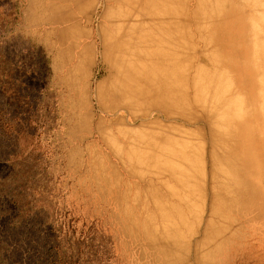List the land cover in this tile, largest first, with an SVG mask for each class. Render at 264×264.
Returning a JSON list of instances; mask_svg holds the SVG:
<instances>
[{"label":"rangeland","instance_id":"rangeland-1","mask_svg":"<svg viewBox=\"0 0 264 264\" xmlns=\"http://www.w3.org/2000/svg\"><path fill=\"white\" fill-rule=\"evenodd\" d=\"M216 1L229 21L242 77L254 78L257 70L238 54L244 47L238 29L244 19L257 22L252 6ZM31 2L0 0V264H27L47 241L58 243L66 264H264V201H254L264 196L263 180L258 177L261 189L247 201L234 192V180L212 175L217 135L205 112L192 105L193 79L199 84L214 69L203 43L186 35L174 82L159 92L153 83L130 108L105 96L109 72L98 33L109 7L103 1H39L42 17L34 25ZM181 3L178 18L192 20L199 8L208 21V0H175L174 7ZM86 46L91 52L78 83L86 92L75 106L63 64ZM166 107L175 109L171 120ZM233 127L227 137L220 134L231 146ZM159 134L175 142L174 151H189L192 195L168 173L147 169L155 162L144 158ZM219 199L238 205L214 209Z\"/></svg>","mask_w":264,"mask_h":264},{"label":"bare ground","instance_id":"bare-ground-1","mask_svg":"<svg viewBox=\"0 0 264 264\" xmlns=\"http://www.w3.org/2000/svg\"><path fill=\"white\" fill-rule=\"evenodd\" d=\"M39 1L44 0H32L31 4L36 7L29 6L34 25L42 17L41 13H36ZM101 1L109 7L98 36L101 56L109 72L105 96L112 101L131 108L135 101L147 94L153 83L156 84L158 92L163 90L165 83L171 84L176 79L177 68L183 60L182 49L188 45L186 35L192 32L199 43H203V50L207 54L198 57L203 60L204 56L214 69L208 73L211 77L200 76L199 84L193 79L190 88L193 90L192 105L205 112L209 127L217 135L216 140L212 138L214 164L211 172L212 175L215 172L224 173L227 180L230 178L235 181V193H241L245 200L253 201L256 192L261 189L258 177L263 180L262 187L264 186V0H245L251 4L256 15L255 21L259 25L257 22L248 24V20L244 19L246 23L238 29V35L243 33L241 42L244 43L242 53L238 54L246 62V66L257 70L254 78L248 75L242 77L240 64L237 62V50L231 45L226 29L229 21L225 19L226 14L225 18H221L218 1L208 0V21L200 17L199 8L194 13L193 21L178 18L182 3L176 8L175 0H90V5L100 6ZM219 4L222 5L220 1ZM206 12L208 13L207 10ZM45 19L50 20L47 17ZM221 34L224 41L220 40ZM242 46L243 44L240 48ZM90 52L91 48L82 47L70 55L67 67L63 64L61 53L57 57V67L63 64V70L69 68L66 80L73 93L75 106L81 102V93L86 92L84 86L78 88V83L84 75V64L89 60ZM198 71L200 73L201 69ZM249 85L250 88H247ZM183 106L186 107L185 104ZM174 110L173 107H166L169 120L173 118L171 113ZM180 112L182 115L187 114L186 111ZM233 125L236 129L231 140L234 145L231 146L221 136L224 134L227 137L226 132L234 128ZM109 133L107 131L103 136L104 141L111 147L115 141ZM174 144L170 137L156 135L153 139L154 152L148 153L144 158L146 161H154L155 164L147 169L168 173L171 178L181 183L183 192L192 195L195 190L193 180L186 177L187 172H190L188 175L195 173L189 151H174ZM253 144L258 145L255 151ZM194 150H199L198 146ZM169 193L174 197V191ZM224 199L214 202L213 208L222 209L226 205L234 206V203L238 205L235 200L230 199L227 203ZM254 201L257 205L264 201L261 192Z\"/></svg>","mask_w":264,"mask_h":264},{"label":"trees","instance_id":"trees-1","mask_svg":"<svg viewBox=\"0 0 264 264\" xmlns=\"http://www.w3.org/2000/svg\"><path fill=\"white\" fill-rule=\"evenodd\" d=\"M58 243L55 241L44 242L43 245L38 247V254L35 260H27V264H66V255L59 252ZM2 254L0 252V258ZM26 263V262H25ZM21 264V263H20Z\"/></svg>","mask_w":264,"mask_h":264}]
</instances>
